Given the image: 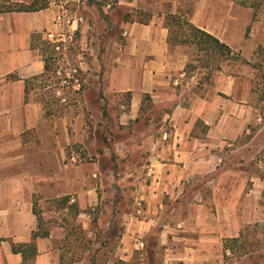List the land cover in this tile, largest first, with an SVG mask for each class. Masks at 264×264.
Segmentation results:
<instances>
[{
	"label": "crops",
	"instance_id": "crops-1",
	"mask_svg": "<svg viewBox=\"0 0 264 264\" xmlns=\"http://www.w3.org/2000/svg\"><path fill=\"white\" fill-rule=\"evenodd\" d=\"M253 1L192 0L187 5L182 0H120L130 12L151 13L149 22L124 19L116 46L98 51L87 65L86 81L98 80L108 105L99 118L115 117L119 123L117 136L107 138L119 155L118 168L119 163L125 167L112 170L116 183L133 181L136 201L146 206L138 208L144 212L138 222L148 230L165 209L180 213L185 201L194 207L197 222L206 224L192 228L201 234L239 232L242 218L257 209L258 195L251 188L245 191L248 180H264L252 165L255 155L264 154V129L251 128L256 121L251 85L247 89L244 81L242 88L236 75L221 68L204 81L202 67L187 66L196 45L170 44L167 25L169 14L190 12L192 23L248 57L264 46V0ZM61 7L51 2L40 10H0V264H61L65 227L48 223V234L35 237L44 225L34 213V201L71 196L86 228L85 209L93 199L88 193L96 190L93 177L105 179L102 171L92 176L68 161L76 147L110 150L109 144L98 145L95 134L90 136L85 114L48 116L34 90L26 97V80L45 71L34 36L49 41L50 33H63ZM122 94L130 95L128 101ZM167 196L171 206L165 203ZM41 209L43 217L52 212ZM175 230L165 224L161 232L170 238ZM31 242L34 252L13 249Z\"/></svg>",
	"mask_w": 264,
	"mask_h": 264
},
{
	"label": "rangeland",
	"instance_id": "rangeland-1",
	"mask_svg": "<svg viewBox=\"0 0 264 264\" xmlns=\"http://www.w3.org/2000/svg\"><path fill=\"white\" fill-rule=\"evenodd\" d=\"M34 1L9 0L8 3L3 1L0 2V10L18 9L20 3L30 6ZM44 1L48 5L53 2L62 6L61 11L66 22L63 33L72 36V39L67 37L62 52L56 50L52 69L61 71L62 75L57 71L60 77H67L72 81L65 86L61 82L58 84L55 75L50 72L47 79L32 90L38 97L50 101L52 115L56 117H75L80 112L84 113V122L88 125L90 136L93 137L95 134L98 145L109 144L110 149L106 154L100 150L96 152L98 149L95 147H91L90 152L76 147L68 159L74 165L85 167L84 170L87 172L91 171L92 176H95L93 174L98 173V170L105 173V179H101L99 175L93 177L92 189L96 190H92V194L88 193L93 199L85 209L89 214L86 228L75 215L74 207H69L74 201L71 200L64 206L59 198L36 200L38 209L44 206L45 210L52 211L42 216L41 225H44V228L41 231L46 230L48 223L65 227L61 264H264V180L258 181L257 184L248 180L245 186V191L251 188V193L258 195L257 209H253L252 217L242 218L239 232L201 234L193 231L194 227L197 230L204 229L206 224L202 225L192 216L195 210L191 202L187 201L181 204L178 210L180 213L165 209L150 230L138 222L139 218L144 217V212L138 211V208L146 209V206L136 201L138 191L134 190L133 181H129L127 185L116 183L117 176L112 172L113 169L117 171L125 169L121 163H119L121 169L118 168L116 158L119 155L107 140L109 136L113 138L117 136L119 123L115 117L111 120L99 118L101 112L108 108L105 94L94 76L86 81L88 74L86 68L92 64L94 54L98 51L100 54L105 53L107 48L112 49L116 46V40L123 37L122 21L136 17L137 10L130 12L119 4L120 0ZM191 1L182 0L187 5ZM253 2L257 3V0ZM258 11L260 10L256 9L255 13ZM144 13L146 12H141L140 17H145ZM45 41L46 39L40 40L39 43L44 45ZM190 57L195 66H200L202 72L205 71L201 74L204 81L213 79L218 68H221L225 73L236 75L237 80L242 82V88L244 81L247 89L250 84L252 103L256 108V121L251 128L254 131L258 128L264 129L263 45H258L248 57L235 51L233 54L216 55L206 59L204 52L198 55L197 50L193 49ZM114 95L117 97V94ZM121 98L128 101L126 94H122ZM116 109L113 110L114 114H117ZM96 123L101 126L95 127ZM252 162L255 173L264 179V154L255 155ZM165 203L168 206L172 205L168 201V196ZM225 220L227 221V218ZM165 224L177 228L174 233H170V238L161 232ZM223 225L227 229L230 228L228 222H224ZM241 232L243 236L239 244L244 241L248 253L234 257L228 252L227 257L224 249L226 240L239 237ZM174 235L185 239H174L172 238ZM200 235L213 237L200 241ZM193 237H198V242L191 241Z\"/></svg>",
	"mask_w": 264,
	"mask_h": 264
},
{
	"label": "trees",
	"instance_id": "trees-1",
	"mask_svg": "<svg viewBox=\"0 0 264 264\" xmlns=\"http://www.w3.org/2000/svg\"><path fill=\"white\" fill-rule=\"evenodd\" d=\"M20 8L17 10H40L43 8L48 7V4L44 0H35L34 2L31 3L30 6L28 4H22L20 3ZM5 10H14V9H5ZM141 11H137L136 17H134L131 20H136L141 23H148L150 18H151V13H144L145 17H140ZM167 25L170 31L168 42L170 44H193L197 46V52L198 55L201 54V52H204V55L206 56V59H211L214 56H224L227 54H233L234 51L226 45L224 42L220 41L217 37L212 35L211 33L207 32L206 30L196 26L194 23H192L190 19V12L187 13H176V14H169L167 17ZM42 37L40 35H35L34 39L38 40V45H40L41 50L43 52L44 56V61H45V71L41 75L35 76L30 80H26V97H28L30 91L32 90L33 87L38 85L39 83H43L48 74L52 72L55 77H56V82L60 84L62 83L63 77L59 76L57 74V69H52L53 65L52 62L54 63V59L56 57L54 54L57 52L56 51V45L48 40L45 41L44 45H41L39 43ZM188 67H195L192 61H190L187 65ZM48 81V80H47ZM50 85V84H48ZM65 86V85H64ZM130 96L129 94H127ZM146 99H149V95L146 96ZM42 102H44L45 107H46V114L48 116H51L53 114L50 106L51 103L50 101H45V99L41 98ZM61 203L65 206L71 201V196H63L59 198ZM36 200L34 201V206L33 210L34 213L37 215L38 220L41 224L42 221V211L41 209H38ZM69 207H74L75 209V215H79L81 210L78 206V204L70 203ZM48 231H38L34 234V236L38 235H47ZM243 236V232L240 233L239 237H233L228 240H226L224 244V249H225V255L229 257V253L232 254V256L237 257L244 255L248 252H246V244L244 241L241 242V237ZM24 248L25 250L32 251L34 252L35 244L33 242L29 244H20V245H14V251L19 250L21 253H24ZM25 257V256H24Z\"/></svg>",
	"mask_w": 264,
	"mask_h": 264
},
{
	"label": "built area",
	"instance_id": "built-area-1",
	"mask_svg": "<svg viewBox=\"0 0 264 264\" xmlns=\"http://www.w3.org/2000/svg\"><path fill=\"white\" fill-rule=\"evenodd\" d=\"M58 20H59L60 22H62V21H63V16L60 15V16L58 17ZM67 37L72 39V36H66V35L63 34V33L60 34L59 36H57V35H55V34H53V33H50V34H49V41L52 42V43H54V44L56 45V47H55L56 50L62 52V50H63L64 47H65V45H64V41H66ZM58 73H59L60 75H62V72H61V71H58ZM69 81H72V80L68 79L67 77H63V80H62V83H61V84H62V85H66V84L69 83Z\"/></svg>",
	"mask_w": 264,
	"mask_h": 264
}]
</instances>
